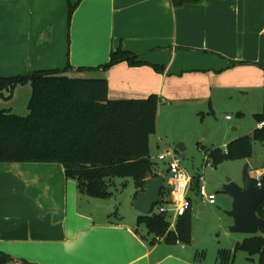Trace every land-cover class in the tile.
<instances>
[{"label": "crops", "instance_id": "obj_1", "mask_svg": "<svg viewBox=\"0 0 264 264\" xmlns=\"http://www.w3.org/2000/svg\"><path fill=\"white\" fill-rule=\"evenodd\" d=\"M118 48L145 64L80 70L107 63ZM68 65L72 77H105L110 99L156 94L151 139L160 151L166 117L222 102H264V0H0V77ZM31 93L30 84L18 85L10 97L5 92L1 110L28 114ZM228 116L223 150L249 135ZM177 132L166 137L182 141ZM105 202L79 193L60 163L0 162V252L15 259L7 264H208L197 258L195 241H154L136 210Z\"/></svg>", "mask_w": 264, "mask_h": 264}, {"label": "trees", "instance_id": "obj_2", "mask_svg": "<svg viewBox=\"0 0 264 264\" xmlns=\"http://www.w3.org/2000/svg\"><path fill=\"white\" fill-rule=\"evenodd\" d=\"M202 1L174 0L176 4ZM74 10L75 5L70 4V19ZM124 61L131 66L145 64L137 54L118 48L111 52L107 63L80 70L108 69ZM154 67L163 70L161 66ZM69 69L70 65L64 69L0 77V98L7 91L10 97L18 85L32 87L27 115L9 109L0 111V162L60 163L66 177L76 180L79 193L96 198L110 197L108 180L111 178L133 177L138 186L136 197L145 191L148 172L154 177L159 175L153 170L155 161L150 145L157 130L159 97L152 94L147 98L110 99L105 77H72L67 74ZM256 120L257 123L264 121V103ZM255 142L264 143V126L233 140L226 150L209 148L206 153L214 165L227 159H249ZM253 179L257 184L258 180ZM261 181L264 182V162ZM160 195L165 202L169 195L167 184ZM190 199L194 201L191 196ZM257 214L264 219V201L258 205ZM138 223L147 226L154 241L162 238L167 243L189 245L193 242L190 209L177 219L174 229L170 228L164 213L140 214ZM237 250L247 252L252 260L258 256V264H264V226L258 234L237 242L234 251H221L217 264H234ZM14 260L0 252V264Z\"/></svg>", "mask_w": 264, "mask_h": 264}, {"label": "rangeland", "instance_id": "obj_3", "mask_svg": "<svg viewBox=\"0 0 264 264\" xmlns=\"http://www.w3.org/2000/svg\"><path fill=\"white\" fill-rule=\"evenodd\" d=\"M24 96L25 94L22 93L20 99ZM237 99L243 101L240 97H237ZM0 103H6V100L0 98ZM263 103L253 99V101H245L241 105L231 101L222 102L214 108L211 106L200 108L198 106L197 112L192 113L187 110L186 113L180 114V116L166 117L162 120L160 133L164 146L160 151L156 149V144L152 141L154 137L151 139V154L155 161L153 170L158 174L160 170L162 175H165V184L168 187L170 180L167 177L169 176L168 162L171 157L164 160L158 158V154L165 152L166 148H170L174 153L181 156L182 166L193 177L191 190L189 191V196L194 200L190 209L192 237L193 241L196 242L194 248L199 250L196 254L197 258L208 264H212L215 258L219 257L221 251H234L236 243L242 242L249 236L248 234L230 232L229 227L233 223V218L226 211L232 207V198L222 188L228 178L242 184L243 169L247 162H249V172L252 178L258 179L262 175L264 143H254L253 155L249 159H227L218 165L213 164L212 159L206 153V149L218 148L222 143V137L227 130L226 115L232 116L231 125L238 127L240 133L252 134L257 125L256 114L262 112ZM0 107L1 110L3 106ZM177 131H180L183 137L182 141L173 142L174 140L172 141L166 137V135L172 136V132L178 133ZM230 132L232 133V131ZM210 141H213L215 146L210 145ZM180 142L185 144L184 157H182V152L176 148V145ZM200 145L205 150L200 148ZM166 174L168 175L166 176ZM151 176L154 177L152 174ZM108 183L112 194L106 198L105 203L110 208L117 207L124 211L127 209L134 211L132 195H135L138 190L135 178L113 177L108 180ZM200 184H206L208 190L216 194L217 203L215 205L200 202L198 196ZM195 199L198 200L199 204L196 203ZM169 200V195H166L165 202L168 203ZM135 212L141 214L137 210ZM154 212H156V209H153L152 213ZM164 214L170 222V228L174 229L173 225H176L177 219L174 217L173 212ZM113 217L116 218V216ZM233 257L234 264H258V256H254L252 260L249 258L248 253L243 250H237Z\"/></svg>", "mask_w": 264, "mask_h": 264}, {"label": "water", "instance_id": "obj_4", "mask_svg": "<svg viewBox=\"0 0 264 264\" xmlns=\"http://www.w3.org/2000/svg\"><path fill=\"white\" fill-rule=\"evenodd\" d=\"M176 148L185 156L184 144L176 145ZM165 176L160 174L152 177L147 173L145 191L139 192L133 201V207L142 215H151L156 204L162 202L161 189L165 186ZM223 191L232 198V207L226 213L233 218V223L229 227L232 233H243L256 235L264 226V219L257 214V207L264 201V182L261 186L255 184L249 172V162L243 169L242 184H238L231 179L223 185Z\"/></svg>", "mask_w": 264, "mask_h": 264}, {"label": "built area", "instance_id": "obj_5", "mask_svg": "<svg viewBox=\"0 0 264 264\" xmlns=\"http://www.w3.org/2000/svg\"><path fill=\"white\" fill-rule=\"evenodd\" d=\"M228 118H231L229 115ZM264 126V121L259 123V127ZM171 157L168 162L169 172V197L168 203L160 202L154 206L157 213H170L173 212L174 217L178 219L191 209L193 202L190 199L189 191L191 190L192 177L181 164V156L177 155L170 148L159 154L158 158L161 160ZM262 176V175H261ZM261 176L257 179L258 186L262 185ZM200 202L204 204L214 205L217 202L216 194L209 191L206 184H200L198 190ZM175 227V225H173Z\"/></svg>", "mask_w": 264, "mask_h": 264}]
</instances>
